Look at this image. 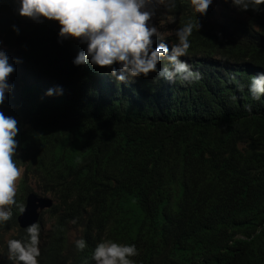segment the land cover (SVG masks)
Masks as SVG:
<instances>
[{"label": "trees", "instance_id": "1", "mask_svg": "<svg viewBox=\"0 0 264 264\" xmlns=\"http://www.w3.org/2000/svg\"><path fill=\"white\" fill-rule=\"evenodd\" d=\"M225 1L221 21L197 14L180 58L199 80L149 73L118 84L108 68L72 63L86 44L59 41L57 22L0 0L14 67L0 112L17 121L18 205L31 184L55 201L36 225L38 264H94L102 240L134 244V264H264V96L247 90L264 72V5ZM176 14L177 29L197 23ZM26 235L19 228L14 239Z\"/></svg>", "mask_w": 264, "mask_h": 264}, {"label": "clouds", "instance_id": "2", "mask_svg": "<svg viewBox=\"0 0 264 264\" xmlns=\"http://www.w3.org/2000/svg\"><path fill=\"white\" fill-rule=\"evenodd\" d=\"M16 2L18 15L21 17L34 22H40L42 18L57 22L59 41L72 38L86 44L85 51L78 53L73 59L72 63L75 66L90 62L93 66L108 68L110 77L118 84L134 81L139 77L147 78L149 73H155L156 78L170 84L177 81L194 82L201 78L199 71H194L180 58L187 54L190 47L189 37L194 27L199 28L197 14L207 16L206 11L212 0H187L197 23L193 25L188 21L176 29V43L171 49L162 38L161 43L153 47V37H158V33L149 21L153 15L151 9L155 5L166 2L175 6V0H16ZM231 4L242 11L249 8L258 10L260 5H264V0H231ZM13 31L18 34L19 30L13 26ZM162 59L166 62L162 63ZM157 65L161 66L158 68ZM13 71L14 67L9 63V57L0 50V105H3L6 94L12 91L13 85L8 82V77ZM247 90L253 101H259L264 96V72L250 77ZM53 91L49 89L45 95L51 96ZM55 91L60 94L62 90L57 88ZM17 133V121L0 112V223L10 219L12 213L10 206L16 204L14 200L16 182L21 176V170L13 160L17 148L15 139ZM16 206L20 212L24 211V207L18 204ZM36 225L31 224L23 229L27 234L25 239L6 241L7 258L14 264H38L40 250ZM74 246L77 251H82L86 243L83 239H78L74 241ZM136 255L134 244L102 240L94 248L91 260L94 264H134L131 258Z\"/></svg>", "mask_w": 264, "mask_h": 264}, {"label": "rangeland", "instance_id": "3", "mask_svg": "<svg viewBox=\"0 0 264 264\" xmlns=\"http://www.w3.org/2000/svg\"><path fill=\"white\" fill-rule=\"evenodd\" d=\"M224 3H226L225 0H212V3L209 5L206 11V13H210L212 20L221 21L223 19L227 11V8H225ZM176 10L178 13H180V16L183 13L193 14L189 5L187 7L182 8L178 7ZM176 10L172 6L168 5L166 2L165 4L155 5L151 9L153 15L149 23L157 29L158 33V37H153L154 44H156L155 42L161 43L162 38V41L168 44L169 49H171V46L174 44V41H176L175 30L177 29L178 21V15L176 14ZM205 17L206 16H203V18ZM5 30L6 23L0 17V50L2 51L6 49L4 46ZM22 174L23 170L21 169V176L16 182V195L14 197L16 204H18V201L21 197L20 180L22 178ZM30 187L34 192L38 194L51 197L50 195H45L44 193H42V191L36 184H31ZM16 204L10 206L11 210L16 207ZM19 228L20 227L18 223L15 224L14 221L10 219L8 221L0 223V264H14L13 261H10L7 258L8 252L6 241L9 239H14V237L18 234Z\"/></svg>", "mask_w": 264, "mask_h": 264}, {"label": "water", "instance_id": "4", "mask_svg": "<svg viewBox=\"0 0 264 264\" xmlns=\"http://www.w3.org/2000/svg\"><path fill=\"white\" fill-rule=\"evenodd\" d=\"M55 205L52 197L41 196L35 192L27 194L25 199L24 211L20 212L17 222L21 229H26L31 224L41 223L42 215Z\"/></svg>", "mask_w": 264, "mask_h": 264}]
</instances>
